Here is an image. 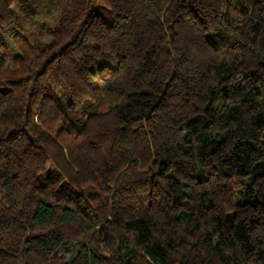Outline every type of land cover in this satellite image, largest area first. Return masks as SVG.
Instances as JSON below:
<instances>
[{"label": "trees", "instance_id": "1", "mask_svg": "<svg viewBox=\"0 0 264 264\" xmlns=\"http://www.w3.org/2000/svg\"><path fill=\"white\" fill-rule=\"evenodd\" d=\"M0 264H264V0H0Z\"/></svg>", "mask_w": 264, "mask_h": 264}, {"label": "rangeland", "instance_id": "2", "mask_svg": "<svg viewBox=\"0 0 264 264\" xmlns=\"http://www.w3.org/2000/svg\"><path fill=\"white\" fill-rule=\"evenodd\" d=\"M14 8L16 9L17 7L16 6H14ZM10 44H11V42L10 41H8Z\"/></svg>", "mask_w": 264, "mask_h": 264}]
</instances>
